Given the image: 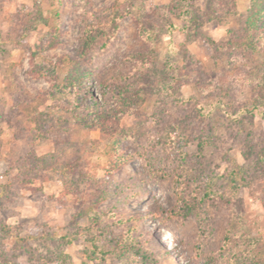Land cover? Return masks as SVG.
<instances>
[{"label":"rangeland","instance_id":"rangeland-1","mask_svg":"<svg viewBox=\"0 0 264 264\" xmlns=\"http://www.w3.org/2000/svg\"><path fill=\"white\" fill-rule=\"evenodd\" d=\"M114 4L118 30L86 48ZM250 4L0 0V264H140L110 247L129 216L156 264H264ZM176 190L196 215L168 216Z\"/></svg>","mask_w":264,"mask_h":264},{"label":"trees","instance_id":"trees-1","mask_svg":"<svg viewBox=\"0 0 264 264\" xmlns=\"http://www.w3.org/2000/svg\"><path fill=\"white\" fill-rule=\"evenodd\" d=\"M126 15V11L120 9L119 5L114 4L110 15L100 20L95 19L90 29H88L90 33H88L85 37L84 46L86 48L90 47L98 36L104 37L105 40L108 41L116 33L119 28L120 21ZM262 19L263 21L261 24L264 25V0H251L246 19L248 27L250 29L258 28L257 24ZM176 195L182 204L179 205L178 203L176 205L177 207L171 208L168 211V216L170 218L185 220L191 215H196L198 212L196 207L197 203L192 202V200H186L179 192H177V190ZM120 220V222L126 224H124V232L120 234L117 240L111 241L110 247L114 250L120 251L122 254L133 255L137 258L140 264H156L157 258L151 250L142 244L145 242L144 240L139 237L131 239L128 237L130 230L136 227L137 217L129 216Z\"/></svg>","mask_w":264,"mask_h":264}]
</instances>
